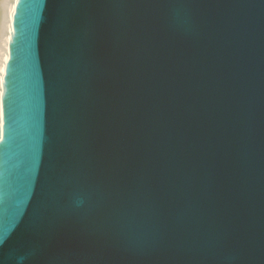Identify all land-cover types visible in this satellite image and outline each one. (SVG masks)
Listing matches in <instances>:
<instances>
[{
	"label": "water",
	"instance_id": "1",
	"mask_svg": "<svg viewBox=\"0 0 264 264\" xmlns=\"http://www.w3.org/2000/svg\"><path fill=\"white\" fill-rule=\"evenodd\" d=\"M0 264H264V0H17Z\"/></svg>",
	"mask_w": 264,
	"mask_h": 264
},
{
	"label": "bare ground",
	"instance_id": "2",
	"mask_svg": "<svg viewBox=\"0 0 264 264\" xmlns=\"http://www.w3.org/2000/svg\"><path fill=\"white\" fill-rule=\"evenodd\" d=\"M17 0H0V132L3 126V100L5 96V77L13 41V23Z\"/></svg>",
	"mask_w": 264,
	"mask_h": 264
}]
</instances>
